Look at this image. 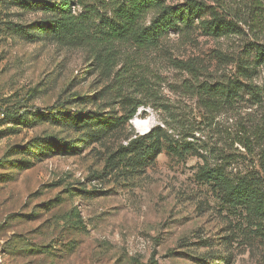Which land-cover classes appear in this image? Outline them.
<instances>
[{
  "label": "rangeland",
  "instance_id": "obj_1",
  "mask_svg": "<svg viewBox=\"0 0 264 264\" xmlns=\"http://www.w3.org/2000/svg\"><path fill=\"white\" fill-rule=\"evenodd\" d=\"M76 1L73 14L83 13ZM194 1L237 33L207 37L195 21L148 48L30 41L23 31L46 16L0 0V264H264V231L196 179L204 166L235 176L264 162V96L245 91L208 108L200 88L234 80L264 88L254 51L264 46V0ZM242 67H254L250 79ZM60 106L93 123L77 132L30 113L9 119ZM101 123L113 127L99 134ZM156 127L188 154L164 145L128 166L120 149Z\"/></svg>",
  "mask_w": 264,
  "mask_h": 264
},
{
  "label": "trees",
  "instance_id": "obj_2",
  "mask_svg": "<svg viewBox=\"0 0 264 264\" xmlns=\"http://www.w3.org/2000/svg\"><path fill=\"white\" fill-rule=\"evenodd\" d=\"M11 7L41 12L45 20L34 22L23 31L26 39L34 41L38 36H46L58 41L92 40L96 45H109L113 42H132L138 48L154 47L168 32L191 28L198 22L203 34L211 38H221L236 34V26L226 22L211 8L188 0L186 4L176 3L177 0H101L97 7L90 3L77 0L75 6L81 7L83 13L73 14V0H57L50 3L41 0H2ZM209 13L211 20H203ZM255 64L264 63V46L255 45ZM242 76L251 78L254 67L240 68ZM203 103L208 108L216 104L234 101L239 93L247 91L253 97H262L264 88L243 85L238 80L226 84L217 82L215 85L203 84ZM136 110H133L124 120H131ZM20 116H10V121L21 120L30 113L35 117L40 115L55 123L70 122L80 132L82 128L91 125V118L84 112H74L66 108L52 107L46 110L30 107L21 108ZM88 121V122H86ZM124 121V122H125ZM113 124L101 123L98 130L102 134L110 130ZM163 132L159 127L153 128L143 135L128 142L121 148L118 155L128 166L142 167L148 160L157 157L165 145L167 152L176 157L188 154L183 146L166 144ZM98 137V136H95ZM248 139L242 137L237 142L248 151L251 149ZM66 149L68 146L64 144ZM262 161H264V152ZM259 170H253L245 175H231L226 169L217 165L214 168L202 167L196 179L206 184L212 193L228 207L241 210L254 220V225L264 231V162ZM156 264V263H154Z\"/></svg>",
  "mask_w": 264,
  "mask_h": 264
}]
</instances>
